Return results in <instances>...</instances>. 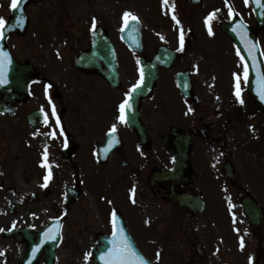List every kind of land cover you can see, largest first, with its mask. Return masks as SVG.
Returning <instances> with one entry per match:
<instances>
[{"label":"flooded vegetation","instance_id":"obj_1","mask_svg":"<svg viewBox=\"0 0 264 264\" xmlns=\"http://www.w3.org/2000/svg\"><path fill=\"white\" fill-rule=\"evenodd\" d=\"M210 1V11L215 12L219 23L225 19L227 4L225 0ZM175 4L187 21L188 36L184 34L183 51H177L180 34H170L155 44L144 37L140 52L116 43L115 24L106 10L60 9L35 23L28 12V32L36 42L45 43L50 49L45 66L37 67L32 57L18 56V45L14 42L22 37L18 33L10 34L6 44L17 61L23 64L28 61L34 67L37 78L30 89L33 88L43 104V112L49 115L47 125L44 122L30 130L34 134L48 130L42 135L49 137L50 143L47 150L54 178L49 184L64 191L62 205H65L68 187L76 195L66 219L74 206L90 207L83 198L86 191L91 193L92 206L99 216L98 220L95 213L93 238L112 233L111 213L115 210L117 219L124 221L140 252L157 264H208L211 256L217 258L216 264H250V258L251 264H264V120L253 121L259 119L258 111L250 109L245 113L226 91L213 90V76L207 81L196 72L190 58L197 49L207 54L201 37L227 38L217 27L212 28V35L198 28L196 16L204 13L197 10L200 6L192 7L184 0H176ZM201 6L205 9L209 5L205 0ZM10 13L0 4V16L7 20ZM53 17L61 20L55 25L56 34L50 31L49 20ZM93 18L97 25L95 31L104 32L109 43L100 42V49L91 53ZM75 28L78 35H74ZM191 34L192 41L188 42ZM161 45L173 51L174 59L168 67L158 68L154 94L142 100L133 97L127 122L117 121L125 93L140 78L139 58L153 56ZM111 47L118 63L117 84L108 83L99 71L73 65L75 55L87 54L89 66L92 56L100 70L110 72ZM177 76L182 80L184 92L177 88ZM49 84L53 89L48 88L46 92L43 88ZM53 104L60 117L59 126L51 114ZM34 109L40 108L35 106L30 111ZM251 122L252 130L245 131ZM113 123L117 124L114 136L110 135ZM59 127L64 129L63 136L58 130L55 139L46 135ZM173 127L189 135L193 174L186 180L159 181L151 187L148 180L153 171L173 166L172 155L163 142L164 135ZM138 134L144 135L140 138ZM51 185L49 189L39 188L34 201L41 202L44 195L53 192ZM132 189H135L134 195ZM171 191L179 200L171 198ZM230 204L234 207L230 208ZM214 209H217L215 216ZM222 214L228 219L223 223L227 234L234 235L231 231L238 234L237 252L228 249L227 239L221 240L223 233L211 232L213 226L220 228L218 215ZM251 220L262 226L256 227ZM16 226L36 228L21 223ZM198 230L207 234H200Z\"/></svg>","mask_w":264,"mask_h":264},{"label":"rangeland","instance_id":"obj_2","mask_svg":"<svg viewBox=\"0 0 264 264\" xmlns=\"http://www.w3.org/2000/svg\"><path fill=\"white\" fill-rule=\"evenodd\" d=\"M1 1H3V5L7 4V0ZM171 2L175 3L176 0H169L170 7ZM206 2L209 6L205 9H201L202 12L209 9L211 5L210 0H206ZM159 6L163 7V9ZM165 7L168 8L169 4L167 6L163 5L162 0H43L40 5L32 6L29 12L32 14L33 22H37L44 16L55 15L53 11L60 9L106 10L109 11L108 15L110 19H113L117 32L118 28L123 25V13L125 11H130L134 15H139L138 17L144 25V34L147 40L150 44H155L161 39V37L164 39L169 37L170 29L168 25L172 23V20L163 21V14L168 13ZM244 15H246V12ZM246 16L249 17L248 15ZM177 19L180 23L176 24V22H174L172 25L177 27L184 25V21L180 18ZM49 21V24L51 25V33L56 34L58 31L56 30L55 25L61 23L60 18L53 17L52 20ZM77 25L79 24H75V26ZM197 26L200 28L199 22H197ZM78 34L79 32L75 28L74 35ZM201 39L203 49L207 54L202 53L197 49L195 52L196 54L190 58L196 72L204 76V79H207V81L210 76L214 77L215 80L211 79L213 90H217V88L225 89L226 87V90L229 91L230 94L235 95L233 73L242 72V67L235 57L232 45L228 41L224 39L222 40L220 37L210 38L204 35ZM261 41L264 46V40L261 39ZM15 43L18 45L19 57H32L37 65L39 63V66H45L43 63L46 61L48 54L50 53L47 44L38 43V41L36 42L29 32L26 36H22L20 40H16ZM65 56L67 65L68 57L67 55ZM53 71L56 73L55 70ZM215 75L217 76V80ZM52 77L55 78L54 75ZM241 87V94H243V81ZM60 88L61 87L59 86L58 89ZM33 96L35 95L31 96L32 99H30L28 103L22 105L23 110L20 111L21 114H18L16 118L5 117L0 119V145L1 147H4V151L0 152H3V154L7 156V159H2L0 164V184H2L0 187V228L5 229V231H7L11 225H17L18 223L39 227V225L41 226L45 224L48 219L61 210V206L57 205L56 200H59L61 203L63 190L61 187H55L54 189L51 183L48 185L47 189H49V186L51 185L52 189L56 191L53 190L50 194L44 195L41 202H30L28 198V196L33 193H39V188L42 189L41 185L44 182L42 172L38 168L36 169L34 165V159L38 156L35 158L33 154L24 150L27 147V142L30 136L26 133V130H22L23 128H28L24 117V110L25 112H28L36 106V103L34 102L35 98ZM234 99L235 101H238L236 97ZM39 101L40 100L38 99L37 102ZM258 120L260 122L262 118L254 119V121ZM19 122L20 124L22 122L25 124L22 126L20 124L17 125L16 123ZM245 131L247 130L245 129ZM45 138L47 139V142H45ZM48 139L49 137H36V140L32 142V145H37V150L43 151L47 146L50 148ZM58 172L59 170L55 173L58 174ZM88 191L84 193L83 200L85 199L91 208L85 207L83 209V207L78 205L73 207L69 218L66 219L65 226H63L62 236L63 239L65 237V240L62 241L56 251L54 264H96L93 261V255L89 257L88 260L84 259L85 253L91 252L89 248L93 243V235H91V233L96 222L95 213L98 211L92 206V195ZM9 198L13 199L15 208L20 209L19 212H13L11 210L13 203L9 201ZM216 214L217 209H214L212 215L215 216ZM92 215L95 218H92ZM96 216L99 220L98 214H96ZM218 216H220L221 219H219L220 221L217 223V226L220 227L217 229V235L223 233L221 240L224 241L227 239L230 242L228 249L237 252L238 243L236 238L238 237V234L235 231H231L234 235L227 234L223 223H225L224 219H228L225 218L223 214ZM199 225L200 223L197 224V227H199ZM201 229L202 228L200 227V230ZM200 230H198L200 234H207ZM5 231L0 232V264H17V261L25 253L26 244L16 235L5 237L3 235ZM211 232L216 233L215 226L212 227ZM216 262L217 258L211 256L208 264H216ZM37 264L45 263L40 259Z\"/></svg>","mask_w":264,"mask_h":264},{"label":"snow or ice","instance_id":"obj_3","mask_svg":"<svg viewBox=\"0 0 264 264\" xmlns=\"http://www.w3.org/2000/svg\"><path fill=\"white\" fill-rule=\"evenodd\" d=\"M256 4L264 8V3H262V0H255ZM23 3V0H11L10 3V8L13 10H16L20 8L21 4ZM163 5L167 6L169 4V0H162ZM226 4H229V0H225ZM249 0H245V4H248ZM172 9H173V15L172 19L176 22V24H179L180 21L177 19L174 9H175V4H172ZM229 16H233L234 13L231 10V6L229 5ZM215 16V12L209 15L207 17L206 22H209L213 19ZM123 20V27L121 28V31H124L126 28L129 27V25L132 22H138L139 17L134 15L130 11H125L122 16ZM24 23V16L20 15L15 18V24L11 25L12 27H16L19 25H22ZM6 25H9V21L6 20L3 16H0V40H3L5 38V29ZM96 19L93 18L92 20V31L96 30ZM136 31V29H133V32ZM234 32H238L239 35L241 36V39L244 41L248 53L251 56L252 60V67L253 68H258V64L256 62V56L253 54V49L256 47L255 44H253L248 38H247V31L246 27L243 24H238L236 28H233ZM208 32L210 35L213 34L212 32V27L209 24L208 27ZM163 39V37H161ZM184 32L183 29H180V36H179V48L177 51H183L184 50ZM237 55L240 57V60L242 62V72H236L233 73L234 77V89H235V96L240 104H244V99L242 98V81L247 82L249 79V62L245 60V57L241 55L240 50L237 49ZM12 63L11 57L7 51H4L3 47L0 46V85H4L8 83V68L9 65ZM139 74L140 78L139 80L132 86V88L125 93V99L120 103L119 105V115L116 117L117 121L121 123H126L127 122V110L131 107V99H132V94L135 93L138 89H140L145 80V71L143 68L139 69ZM258 75V82L261 85V98L264 99V73L257 72ZM52 85L49 84L46 86L45 91L47 92L48 88H51ZM192 109H189L191 111ZM43 111V108L41 109ZM52 116L55 117V124L60 125V117L56 113V107L53 104L52 105V110H51ZM44 122L47 125L49 123V115L47 112L44 113ZM57 130L59 133L63 136L64 135V129L63 127L53 128L50 133H46V135H50L53 139L56 138L57 136ZM117 132V124L113 123L110 128V135H113ZM68 141L67 137L64 136V146L67 147ZM105 151H108L106 148ZM42 157L43 160L41 162V166L47 169L46 174L43 177V184L41 187L47 188L49 185V182L53 178V172H52V164L49 162V153L47 150V147H45L44 151L42 152ZM133 195L135 192V189H132ZM133 203H135V200L133 199ZM229 207H234V205H229ZM235 220V216H234ZM111 222H112V247L109 248L106 252L102 253L100 256V259L104 261V264H149V262L141 255L138 254L137 250L133 247L132 243L129 241L128 237L124 234V229L117 223V215L116 211L113 210L111 213ZM15 227V225H13ZM34 227V226H33ZM11 230V229H9ZM5 231V229L0 228V232ZM60 231L59 226L57 227V232ZM52 230L49 229L48 231L44 232V236L49 239V240H55L56 236L52 235ZM240 246L241 249L244 247V238H240ZM33 255L37 251H39V245H37L35 248H33ZM159 253H157V258H159ZM92 256L91 252H87L84 255V259L88 260L89 257ZM250 264H251V258H250Z\"/></svg>","mask_w":264,"mask_h":264},{"label":"water","instance_id":"obj_4","mask_svg":"<svg viewBox=\"0 0 264 264\" xmlns=\"http://www.w3.org/2000/svg\"><path fill=\"white\" fill-rule=\"evenodd\" d=\"M32 0H23V3L21 4L20 8H18L19 10H22L25 6V4L29 3ZM189 3L192 4H196L199 2V0H187ZM253 6V10L256 16V22L258 24V29L264 34V8L259 7L255 0H249ZM262 3H264V0H262ZM18 9L14 10V15L17 17L19 16V13H17V11H19ZM12 23V22H10ZM238 24H243L239 21H237L236 23L234 22V24H222V29L223 31L228 34L230 36V38L236 43L238 49L240 50V52L242 53V55L245 57V60H247L249 62V79L247 81V90L249 95L251 96V98L257 103V105H259L261 107V109L264 111V99L261 98V85L258 82V75L257 72H261L264 73V62L260 53V50L258 48L257 42H256V35H255V30L252 28H247L246 27V31H247V38L256 45V47L253 49V54L256 56V62L258 64V68H253L252 67V60H251V56L248 53L247 47L244 43V41L241 39V36L239 35L238 32H234L233 28H236V26ZM125 35H127V37L124 39V41L128 44L130 43V38H129V34L128 31H125L124 33ZM77 62H75L76 64ZM151 67V66H150ZM155 81V73L153 70H149L147 72L146 75V81H145V85L144 87H142V92L144 93V95L146 93L149 92V90L152 89L153 84ZM5 105V104H4ZM4 105L2 106V104H0V109L4 108ZM176 138H184V135L179 132L178 130H172L171 134H169L166 137V141L169 144V147L171 148V150H173L174 154L176 155V159L177 162L174 166V168L170 171V175L173 178H176L177 176L185 173L187 171V169L189 168V152L186 150H179L178 148L180 146H184L185 143L183 144H177L176 142L173 141V139ZM155 178V180L157 179L158 175H154L153 176ZM58 222V221H56ZM60 222L57 224H51V226L46 230L48 231L49 229L52 230V235L56 236L55 240H47L44 245V255H45V259L47 261L48 264H52V260L54 258V249L56 247V245L59 242V232H57V227L59 226ZM44 234V233H43ZM28 243H29V249H30V255H32V258L26 262L25 264H31V262L37 257H38V252L35 253V255H33V248H35L36 246L33 244H38L37 242L31 240V238L29 236H26ZM133 247H134V243L133 241L130 239L129 240ZM102 245L97 248V251H95V261H97L99 264H104V261L100 259V256L102 253L106 252L109 248L112 247V236L109 239H101ZM40 249V247H39ZM37 256V257H36ZM22 264V263H21ZM24 264V263H23Z\"/></svg>","mask_w":264,"mask_h":264}]
</instances>
